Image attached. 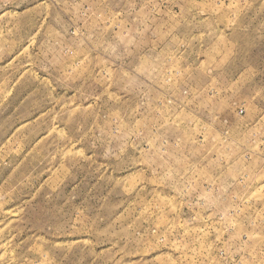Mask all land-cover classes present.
<instances>
[{"label": "rangeland", "instance_id": "obj_1", "mask_svg": "<svg viewBox=\"0 0 264 264\" xmlns=\"http://www.w3.org/2000/svg\"><path fill=\"white\" fill-rule=\"evenodd\" d=\"M0 264H264V0H0Z\"/></svg>", "mask_w": 264, "mask_h": 264}]
</instances>
